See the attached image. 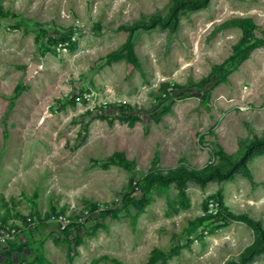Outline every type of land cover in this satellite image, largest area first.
Segmentation results:
<instances>
[{
    "label": "rangeland",
    "instance_id": "1",
    "mask_svg": "<svg viewBox=\"0 0 264 264\" xmlns=\"http://www.w3.org/2000/svg\"><path fill=\"white\" fill-rule=\"evenodd\" d=\"M171 2L0 0V217L37 216L0 243V264H224L253 239L235 213L264 228V153L250 178L187 179V206L173 180L143 189L148 172L217 163L264 133V0H209L175 30L119 28ZM67 33L75 43L58 52L49 37ZM84 89L132 109L72 105ZM92 202L110 210L66 230L44 218Z\"/></svg>",
    "mask_w": 264,
    "mask_h": 264
},
{
    "label": "trees",
    "instance_id": "2",
    "mask_svg": "<svg viewBox=\"0 0 264 264\" xmlns=\"http://www.w3.org/2000/svg\"><path fill=\"white\" fill-rule=\"evenodd\" d=\"M208 1L209 0H172L165 14H151L147 19H139L131 23H121L119 25V28H123L128 31V38H131L134 32L138 29L149 30L159 25L167 26L169 27V29L175 30L178 24V15L180 11L184 9L194 11L200 8H204L207 5ZM0 12H2L1 7ZM64 39H68L70 41L69 47H72L75 43L73 39H71L70 33L57 37H49V40L51 43H53V48L55 50H57V42ZM240 40L243 42L247 40L245 29L243 30V34ZM70 100L72 105H75L77 103L74 96H70ZM108 105L112 109V111H110V117L113 116L118 117L120 119H124L125 117H127V113L125 112L126 109H132L131 104H129L127 100L110 101ZM94 110L96 112V115L100 117L108 116L107 113H100V111L103 110L102 106H96ZM89 111L90 109L86 110V113H88ZM251 136V138L242 143V149L240 153L237 154V156H231L227 152H223L221 154L220 161H218L217 163L210 162L207 163L205 166L198 168L187 167L181 164L168 167L165 170H156L148 172L143 178V189L148 190L154 183L168 184L170 181L173 180L177 184V190L180 193L182 205L187 206L190 202L187 192H185V181L187 179L194 180L200 186H203L210 179L217 180L222 178H232L234 176L235 171H240V173L250 178V167L248 166L247 161L257 154L264 153V133L260 135H256L255 133H253ZM218 197L220 196L218 195ZM97 203L98 202H92V204H90V207H95ZM56 208L57 207L55 206L52 210H55ZM223 208H225V206L220 205L215 215H217L218 212H221ZM108 210H110V207L106 206L99 212L105 213ZM207 214L211 215V213ZM235 216L245 221L252 228L253 239L242 248L237 258H226L224 264H247L253 259V256L255 254L264 251V228L262 227V222L260 219L251 216L247 212H237L235 213ZM26 220L27 215L25 216V219L23 221L26 222ZM76 226L82 225L74 224V227ZM66 229L70 228L66 226L61 230ZM78 241L79 239H77V242ZM154 258L155 256L152 255V257H150V260H153Z\"/></svg>",
    "mask_w": 264,
    "mask_h": 264
},
{
    "label": "built area",
    "instance_id": "3",
    "mask_svg": "<svg viewBox=\"0 0 264 264\" xmlns=\"http://www.w3.org/2000/svg\"><path fill=\"white\" fill-rule=\"evenodd\" d=\"M71 39L74 41V36L71 35ZM69 40L64 39L60 40L56 44L57 51H65L68 50L69 47ZM72 96L75 97L77 103H93L92 108L96 106H102L103 109L111 108L108 103L110 101H126L125 99H112L108 100L106 98H103V100L97 98L96 93L94 94L91 89H84L79 90V92L73 93ZM96 98V99H95ZM91 109V108H90ZM112 110V109H111ZM95 111V110H94ZM210 206L208 208V211L216 213L218 210V201H211ZM106 203H97L95 207L90 206H84L80 209H75L74 207L69 211V208H62L58 207L55 210L50 211L47 216L43 215L45 219H51L53 222L57 225H59V228L68 227L71 228L76 225H83V223H87L88 221H91L94 215V212H99L101 209L106 207ZM34 218L37 219V216L32 217L31 215H27L26 222L22 223H12V221H6L2 217H0V243L6 242V241H14L15 237L21 233L22 228H25L26 226H29L30 223H34Z\"/></svg>",
    "mask_w": 264,
    "mask_h": 264
},
{
    "label": "water",
    "instance_id": "4",
    "mask_svg": "<svg viewBox=\"0 0 264 264\" xmlns=\"http://www.w3.org/2000/svg\"><path fill=\"white\" fill-rule=\"evenodd\" d=\"M33 68H35V64H32V66L29 67V71H32Z\"/></svg>",
    "mask_w": 264,
    "mask_h": 264
}]
</instances>
